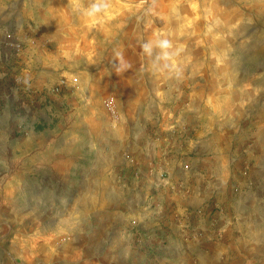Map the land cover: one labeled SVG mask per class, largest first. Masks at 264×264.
<instances>
[{
	"label": "rangeland",
	"instance_id": "obj_1",
	"mask_svg": "<svg viewBox=\"0 0 264 264\" xmlns=\"http://www.w3.org/2000/svg\"><path fill=\"white\" fill-rule=\"evenodd\" d=\"M262 37L264 0H0V160L10 176L22 179L5 188L0 177V264H90L97 253L75 251L76 246L99 240L114 246L102 253L101 264H221L222 227H200L207 206L189 219L180 213L173 189H161L167 174L155 155L141 163L132 158L116 164V201L108 206L90 203L91 197L112 192L106 183L110 173L92 169V162L96 151L171 150L170 135L186 129L177 122L184 113L190 115L194 139V125L205 114L218 116L225 96L233 102L228 118L234 117L232 111H251L260 97L251 78L264 83L263 76L248 74L251 67L264 68ZM62 78L69 87L54 92ZM108 101L130 116L125 128L113 120L115 132L102 133L103 140L84 120L98 116V106L109 109ZM129 118L138 123L130 124ZM248 120L239 121L242 138L232 145L237 151L231 161L232 190L234 196L249 192L260 214L264 170L259 161L258 183L248 189L255 160L247 151H264V132L256 137ZM74 121L75 148L84 158L70 177L52 173L47 183L54 201L83 194V202L55 201L48 214L56 209L62 217L50 221L39 205L29 201L27 207L31 190L26 181L32 185L36 179L25 168L26 156H18L17 164L14 151L7 150L27 151L28 132L44 128L55 132L61 146V131ZM210 204L213 213L226 214L224 206ZM254 256L253 264H264L261 243Z\"/></svg>",
	"mask_w": 264,
	"mask_h": 264
},
{
	"label": "crops",
	"instance_id": "obj_2",
	"mask_svg": "<svg viewBox=\"0 0 264 264\" xmlns=\"http://www.w3.org/2000/svg\"><path fill=\"white\" fill-rule=\"evenodd\" d=\"M262 38L264 39V37ZM253 60L254 58L251 56L252 62H250V66H253ZM248 74L252 77H264V68L251 67ZM250 85L260 93L257 106H254L251 111L244 109L243 112L242 110L239 113L240 115H236L237 111H232L231 114L234 113V117L228 118L227 110L230 109L229 105L233 102L231 97L225 96V100L221 106L222 111H219L221 115L205 114L204 117H201L200 123H198L199 126H197L198 124L194 125L193 129L196 131V135L198 133V137L194 139L190 138L189 133L190 115L185 113L184 115H180L178 118L179 121L177 122H181L186 129L181 130L177 128L176 137L174 134L170 135L172 138L171 150L155 151L154 154L151 151H107L106 153L105 151H96L92 162V169L95 168L94 170L110 173V181L106 183L112 188V192L108 190L107 196L100 197L97 195L96 197H91L90 203L98 205L104 202L107 206L115 203L113 171H115L114 167H116L118 162L129 163L132 158H135L141 163L144 162L148 154L155 155L158 159L157 161L162 162V167L167 174V178L160 179L162 184L161 189L163 191H166L168 188L173 189L175 207L186 218H192L194 215L192 213L197 208L208 207L211 205L210 202L226 208V214L222 215L217 212L213 213L212 205L211 208L207 209L206 207V212L208 213L205 212V216H201V220L205 221L203 222L205 224L200 226L205 227L206 225L209 227L215 223L222 227L223 232L221 233L222 237L219 243L223 251L222 257L224 259L221 260V264H253L257 260L254 256L257 246L260 243L264 246V213L259 214V204L256 203V200L254 201V198L249 192L248 195L243 193H240L239 196L233 195L232 187L234 180L231 179L232 175H235L232 170L231 161L233 155L237 152L232 151V145L242 138L241 129L237 127L239 121L249 118L250 120L248 122L252 128H256L255 135L258 138H261L264 132V105L259 104L263 100L262 97H264V83L262 79L259 80L257 77L251 78ZM6 99L7 102H12L10 96H7ZM115 107L117 117H114L109 109L105 111L99 106L98 116L94 117L90 114L85 116L86 120L84 121L92 126L89 127L90 133L93 131V134L91 133L92 135L107 140L103 137L102 133L109 135L107 133L108 131L115 132V127L111 125L113 120L114 122L118 120V122L124 124L123 127L125 128L127 123L126 115L130 116V113L129 111H121L118 105H115ZM77 121H74V124L68 125L63 129L64 131H61L64 136V141L61 146L57 140L58 138L53 137V133L55 132L44 128L40 133H36L33 130L28 132V137L26 138L28 144L27 151H18V149L13 148L7 150L14 151L17 164L18 156H26L25 168L28 173H32V178L36 179L32 185L26 181V187L31 190V200L27 199V207L30 209V203L39 205L43 215H46V217L50 215V221H57L62 217L61 214L57 213L56 209L53 213L48 214V211H51V205L56 203L55 201L64 203V205H72L74 203L76 205L77 203L83 202V194L66 196L63 200L57 198L58 200L54 201L55 192L51 190L53 188L52 185L47 183L48 176L52 173L57 174L58 178L70 177L74 164L84 158V153L77 151L75 148L79 140V135L75 134L76 130L73 126L77 124ZM129 121L132 125L134 122L138 123L137 120L130 118ZM212 123H216L214 128L211 125ZM120 153H122L121 156H119ZM247 153L251 159L255 160V163L252 165L251 175L255 179L251 178L250 183H246L249 185L248 189H251L254 187L253 185L256 186L258 183L254 175L257 173L255 165L259 161L262 162L260 163V168L264 170V157H262L264 156V151L262 153H258V151H247ZM104 155L110 156V160H104ZM115 157H118V159H115ZM1 162L0 160V177L5 185L4 187L8 188L13 185H18L22 179H19V175L10 176V171L5 170L1 166ZM104 162H106V167L103 165ZM7 169L11 170V167ZM123 186L125 187V183ZM12 200V202H15L14 206L18 205V199ZM75 209L74 214L76 215L78 214V208L76 207ZM34 210L38 211L39 208H34ZM112 248H114L112 244L99 240L97 244H79L76 246L75 251L79 250L83 252L92 249L97 254L92 256L90 264H101L104 258L102 253L106 249ZM82 258V255H80L81 262L83 260ZM107 260L113 263L114 259L110 257ZM178 263L177 260H171L168 263L162 261L160 264Z\"/></svg>",
	"mask_w": 264,
	"mask_h": 264
},
{
	"label": "built area",
	"instance_id": "obj_3",
	"mask_svg": "<svg viewBox=\"0 0 264 264\" xmlns=\"http://www.w3.org/2000/svg\"><path fill=\"white\" fill-rule=\"evenodd\" d=\"M73 80H74V83H76L78 81V78L75 77ZM68 87H69V84H68L67 79L62 78L60 80V82L53 88V91L54 92H61L62 90L66 89ZM107 105L109 106V109H110L112 115L114 117H117V110H116L114 103L112 101H108Z\"/></svg>",
	"mask_w": 264,
	"mask_h": 264
},
{
	"label": "clouds",
	"instance_id": "obj_4",
	"mask_svg": "<svg viewBox=\"0 0 264 264\" xmlns=\"http://www.w3.org/2000/svg\"><path fill=\"white\" fill-rule=\"evenodd\" d=\"M166 44V42H164Z\"/></svg>",
	"mask_w": 264,
	"mask_h": 264
}]
</instances>
